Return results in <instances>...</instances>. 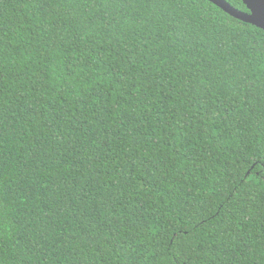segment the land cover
Returning a JSON list of instances; mask_svg holds the SVG:
<instances>
[{
  "label": "trees",
  "instance_id": "1",
  "mask_svg": "<svg viewBox=\"0 0 264 264\" xmlns=\"http://www.w3.org/2000/svg\"><path fill=\"white\" fill-rule=\"evenodd\" d=\"M0 264H264V32L0 0Z\"/></svg>",
  "mask_w": 264,
  "mask_h": 264
},
{
  "label": "water",
  "instance_id": "2",
  "mask_svg": "<svg viewBox=\"0 0 264 264\" xmlns=\"http://www.w3.org/2000/svg\"><path fill=\"white\" fill-rule=\"evenodd\" d=\"M224 13L239 21L250 24L264 32V0H240L247 12L232 7L225 0H206Z\"/></svg>",
  "mask_w": 264,
  "mask_h": 264
}]
</instances>
